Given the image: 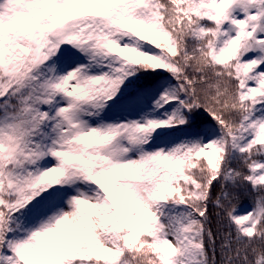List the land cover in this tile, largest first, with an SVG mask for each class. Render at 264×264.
<instances>
[{
  "label": "snow or ice",
  "instance_id": "obj_1",
  "mask_svg": "<svg viewBox=\"0 0 264 264\" xmlns=\"http://www.w3.org/2000/svg\"><path fill=\"white\" fill-rule=\"evenodd\" d=\"M0 264H264V0H0Z\"/></svg>",
  "mask_w": 264,
  "mask_h": 264
},
{
  "label": "trees",
  "instance_id": "obj_2",
  "mask_svg": "<svg viewBox=\"0 0 264 264\" xmlns=\"http://www.w3.org/2000/svg\"><path fill=\"white\" fill-rule=\"evenodd\" d=\"M250 204H251L250 197H247V196L242 197L241 200H240V202H239V206H238L239 211L240 212L247 211L249 209Z\"/></svg>",
  "mask_w": 264,
  "mask_h": 264
}]
</instances>
